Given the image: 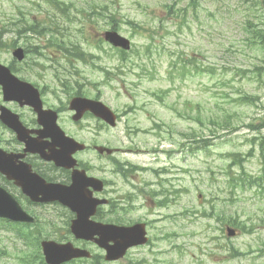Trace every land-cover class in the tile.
I'll list each match as a JSON object with an SVG mask.
<instances>
[{"label": "rangeland", "instance_id": "1", "mask_svg": "<svg viewBox=\"0 0 264 264\" xmlns=\"http://www.w3.org/2000/svg\"><path fill=\"white\" fill-rule=\"evenodd\" d=\"M57 1L66 4L65 16L43 0H0L1 30L14 28L22 15L25 21L47 28L41 35L25 32V37L4 32L0 63L15 64L16 75L40 89L45 105L57 111L67 133L87 141L94 134L99 140L108 134L110 147L142 150L119 155L121 161L157 170L172 168L165 176L173 180L166 206L157 204L150 213L131 206L121 216L125 225L151 221V245L132 249L118 263L101 260L100 264H264V181L250 184L262 176L264 128L247 127H258L264 118V51L247 44L245 30L247 21L256 25L262 21L264 0H198L196 6L192 0ZM104 6L107 9H101ZM113 22L135 45L126 61L109 44L98 43ZM139 26L143 29L135 28ZM13 44L25 48V62L14 60ZM74 45L93 54L88 64L77 60ZM190 58L208 72L190 67L189 73L180 74V60ZM255 67L257 72H250ZM77 83L88 89V97L98 96L116 112V128L90 114L76 126L79 123L69 110L74 94L68 93H74L69 87ZM244 89L256 97L255 105L234 102ZM1 104L5 103L0 87ZM8 106L26 123L34 119L29 109ZM225 119L231 123L224 125ZM78 128L84 130L79 133ZM14 138L0 121L5 150L17 149ZM91 155L86 152L80 157L101 163ZM243 170L248 184L240 182ZM158 177L156 173L155 181L160 183ZM115 180L117 194L123 196L133 191L129 185L143 182L138 176L129 183L118 175ZM0 184L9 190L2 179ZM10 192L25 209L21 191ZM33 211L40 224L48 225L49 235L42 238L59 241L66 235L60 242L85 245L94 256L102 255L95 244L78 242L67 232L74 218L68 209L55 203ZM95 219L108 222L101 212ZM233 224L240 233L230 239L226 228ZM37 234L34 226L0 221V264H40L36 256L42 258L43 253Z\"/></svg>", "mask_w": 264, "mask_h": 264}, {"label": "water", "instance_id": "2", "mask_svg": "<svg viewBox=\"0 0 264 264\" xmlns=\"http://www.w3.org/2000/svg\"><path fill=\"white\" fill-rule=\"evenodd\" d=\"M104 38L116 47L130 49V41L119 35L115 31H107ZM14 56L22 61L25 53L22 48L14 51ZM0 84L3 87L5 101H17L22 106L29 105L39 114L40 122L44 125L43 132H40V139L51 137L52 143L48 144L38 139H33L28 135V130L19 119V115L13 113L5 107H1V120L12 128L20 141H25L26 152H39L45 159L55 161L57 165L72 169L76 165L73 158L79 150H83L85 145L74 139L67 137L64 131L57 125V114L53 111L43 110V103L39 90L30 83L21 81L14 76L11 70L0 64ZM70 109L77 112L73 119L80 120L85 112L90 111L96 117L115 125L116 114L104 103L98 100L75 97L70 103ZM58 147V149H57ZM49 149V152H46ZM108 149L101 148L104 152ZM111 151V150H110ZM13 153H7L0 149V172L22 188L35 202L49 203L60 202L72 211L77 213V218L72 221L71 230L78 239L94 240L101 248L107 252L106 260L116 261L122 259L128 249L137 245L147 243L144 224H137L133 227H122L117 225H103L91 220L95 215L97 207L107 203V200L96 199L89 191V186H95L92 181L101 182L96 178H89L84 172L74 170L72 184L47 183L42 177L31 173H25V164L18 165ZM16 163V165H15ZM26 176V177H25ZM26 181V183H25ZM102 191V185L94 187ZM0 217H5L14 221L34 222L35 219L25 212L16 198L0 187ZM235 235L236 231L230 232ZM98 235L99 238L95 239ZM113 242V245L109 243ZM43 253L48 264H64L76 258H91V253L82 248L75 247L71 242L58 243L54 240H44L42 242Z\"/></svg>", "mask_w": 264, "mask_h": 264}, {"label": "flooded vegetation", "instance_id": "3", "mask_svg": "<svg viewBox=\"0 0 264 264\" xmlns=\"http://www.w3.org/2000/svg\"><path fill=\"white\" fill-rule=\"evenodd\" d=\"M12 104L17 105V103H12ZM26 125L31 130L37 131L41 129V126L39 125L37 118L36 119L34 118L31 122H27ZM83 130H84L83 128H78L79 133H81ZM67 135L74 137L78 141L87 144L88 146L86 150L88 149V152L92 153L90 157L94 158L96 162L101 161L100 164L99 163L97 164L94 163V161H89L80 157L78 153H76L75 155V158L78 161V164L75 166V168H78L80 170H85L88 176H97V178L98 177L101 178L104 183L103 192L99 193L94 191L93 193V195L107 200V203L103 204L101 207H98L96 213L97 216V214L101 212L103 218L107 219L108 222L102 221L103 223L127 226L121 223L122 222L121 216L124 213L126 207L128 206L130 207L134 205L135 208L138 207L146 208L150 213L151 207L156 208L157 204L164 207L170 202L169 190H168L169 189L168 187H170V179L168 177H165L164 180H162L160 183H157L155 181V175L157 173V169L154 168L151 169L148 166H139L137 164H133L130 162L121 161L120 160L121 156L119 155H125V150L119 147H110L108 134H105V136L102 137L101 140L98 139L99 138L98 135L94 134L95 138H92L88 141L85 139H80L77 136L71 134H67ZM33 137H35L34 134ZM14 141L16 143L17 149L12 152L25 154V157L23 159V161L25 162V173L31 171L32 173H35L40 177L44 178L49 183H62L66 185L70 184L69 178L71 180L74 169H68L65 167L58 166L53 161L45 160L38 153L36 154L25 153V148H26L25 142L24 143L19 142L16 138H14ZM11 144L13 145L14 143L11 142ZM100 146L109 147L110 149H112V151L111 152L105 151L103 154H100L98 152V147ZM12 149H10L9 151H11ZM125 169L132 170V172H134V174L131 175L132 177H125L124 175ZM115 175L121 176L122 178L124 177L125 182L128 183L135 176L142 177L143 182L139 181L138 184L129 185L130 187L134 188L133 191L128 196H123L122 194H117ZM1 179L9 187V191L13 189L20 190V188H18L15 185L14 181H10L7 178L6 180L4 178ZM158 186L159 189H157ZM158 197H160L159 202L157 200ZM126 202L127 205L122 206L121 203H126ZM139 203L140 205H137ZM40 205L43 204L35 203L25 195V210L29 212L31 215L36 217V214L33 210L35 207H38ZM93 219L96 220L95 218ZM99 220H102V217L99 216ZM139 222H143V221H139ZM97 236L98 235H96L95 237ZM81 242H85V241H81ZM140 248L143 247H136L134 249H140ZM104 256H105L104 252L102 251V255L97 256V258L99 259Z\"/></svg>", "mask_w": 264, "mask_h": 264}, {"label": "trees", "instance_id": "4", "mask_svg": "<svg viewBox=\"0 0 264 264\" xmlns=\"http://www.w3.org/2000/svg\"><path fill=\"white\" fill-rule=\"evenodd\" d=\"M44 1L48 2L49 4L55 6L57 9H59L63 16L66 15L67 6L65 3L59 2L56 0H44ZM193 3L197 4L198 0H193ZM101 9H107V6H104ZM261 24L263 25V28H261ZM114 26L117 30H119L117 25L114 24ZM12 27H14V28H12L11 30L6 29L5 27L3 28V30H1V28H0V48L5 47L4 42H3V36H2L4 32H15L19 37H25V31L32 32L36 35H41L44 31L47 30L46 27H42L36 21H32V20L31 21H28V20L25 21L24 15H22V18L17 23H13ZM138 29L141 30L143 28L141 26H139ZM245 30L247 31V34H248V40H246L247 44L250 45L251 47H258L264 51V17L262 18V21L260 22L259 25H256L251 21H247L246 25H245ZM98 43L101 44L100 41H98ZM13 46L15 47L16 44H13ZM73 50H74V53L76 55V58L80 61L88 63V61H90L93 58V54L84 52L80 48L79 45H74ZM111 50L118 53L124 61L128 56V54L126 52H123L120 50H114V49H111ZM65 51H67V50H65ZM190 65H191V61L190 62L183 61V63H182L183 70H186L188 68V66H190ZM192 66H194L196 69L200 67L199 65H195V64H193ZM12 69L14 71H18L15 68V65H12ZM203 72L204 73L208 72V70H204ZM107 75H111V74L108 72ZM69 88H72V91L74 93H68V94L84 95V96L89 95V92H87L88 89L82 90L81 86H73V87H69ZM96 98H98V96ZM240 98H241L240 101L250 102L249 96H244V97L242 96ZM236 102H239V101L236 100ZM229 123H231V119H225L224 125H228ZM246 178H247V174L244 171L241 175L242 182H245ZM263 181H264V167H263V171H262V176L253 180V183L259 184V182H263ZM24 226L25 227L34 226V227L38 228V234L35 235V239L38 243V249H39L41 238L45 235H49V233L47 232L48 225L45 223L40 224L39 222H37L35 225H24ZM66 237L67 236H63L60 239L63 240ZM36 259H38L41 262V264H43L42 258L39 255L36 256Z\"/></svg>", "mask_w": 264, "mask_h": 264}]
</instances>
